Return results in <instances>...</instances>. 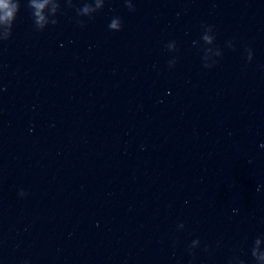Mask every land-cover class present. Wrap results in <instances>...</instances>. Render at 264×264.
Masks as SVG:
<instances>
[{"label":"water","instance_id":"95a60500","mask_svg":"<svg viewBox=\"0 0 264 264\" xmlns=\"http://www.w3.org/2000/svg\"><path fill=\"white\" fill-rule=\"evenodd\" d=\"M0 3V264H264V0Z\"/></svg>","mask_w":264,"mask_h":264},{"label":"clouds","instance_id":"9594fccd","mask_svg":"<svg viewBox=\"0 0 264 264\" xmlns=\"http://www.w3.org/2000/svg\"><path fill=\"white\" fill-rule=\"evenodd\" d=\"M0 7H3L2 3H0ZM12 15L11 12H8V16L10 17Z\"/></svg>","mask_w":264,"mask_h":264}]
</instances>
